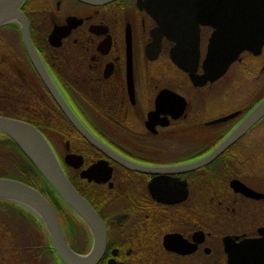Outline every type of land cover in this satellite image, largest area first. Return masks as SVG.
Masks as SVG:
<instances>
[{
	"label": "flooded vegetation",
	"instance_id": "1",
	"mask_svg": "<svg viewBox=\"0 0 264 264\" xmlns=\"http://www.w3.org/2000/svg\"><path fill=\"white\" fill-rule=\"evenodd\" d=\"M141 1L22 5L51 83L112 156L63 112L16 21L0 26V115L43 132L101 218L105 243L94 264H264V135L254 132L264 115L213 160L192 165L264 98V45L257 54L241 52L228 67L239 63L235 82L220 80L226 71L196 85L171 58L176 41L163 35L152 44L157 22ZM213 29L199 25L198 74ZM51 203L70 247L89 254V226L68 206ZM29 213L24 227L14 216V224L0 222V248L16 249L12 259L0 253V264H65Z\"/></svg>",
	"mask_w": 264,
	"mask_h": 264
},
{
	"label": "water",
	"instance_id": "2",
	"mask_svg": "<svg viewBox=\"0 0 264 264\" xmlns=\"http://www.w3.org/2000/svg\"><path fill=\"white\" fill-rule=\"evenodd\" d=\"M24 1L0 0V26L11 21H16L20 25L27 54L63 112L85 138L111 155L110 150L72 113L57 88L51 83L31 40L29 21L22 10ZM81 1L103 4L110 0ZM140 6L144 7L157 22L151 31L152 44L158 42L163 35L176 41L170 52L171 58L181 69L189 73L190 79L196 85L213 81L223 75L241 52L257 54L264 45V0H144ZM201 24L214 29L202 62L203 72L198 74L196 65L199 58L198 34ZM186 41L188 43L184 45ZM183 48H187L190 54L184 55ZM263 115L264 98L212 152L192 165L197 167L213 160ZM230 116L232 114L222 119ZM0 133L10 137L18 145L60 200L86 222L94 235L92 251L81 256L70 247L55 208L36 187L14 178L0 176V200L14 202L37 217L49 235L54 252L63 263L94 264L105 243L104 225L91 204L67 178L46 136L27 121L3 115H0ZM120 162L128 165L123 160ZM128 166L135 168L133 165Z\"/></svg>",
	"mask_w": 264,
	"mask_h": 264
},
{
	"label": "trees",
	"instance_id": "3",
	"mask_svg": "<svg viewBox=\"0 0 264 264\" xmlns=\"http://www.w3.org/2000/svg\"><path fill=\"white\" fill-rule=\"evenodd\" d=\"M0 176L18 179L30 184L36 187L44 196L49 198L50 201L55 204L56 208L62 210L66 209V205L51 189L50 185L18 145L10 137L2 133H0ZM13 216L14 219H19L21 223L20 227H22V225L23 227L26 226L28 218L33 219L29 212L14 203L5 202V205L3 204L0 206V222L2 225H5L6 222L13 223L11 222L13 221ZM35 223L38 226L39 223ZM15 250L16 249L13 248H0V253L7 251L8 254L4 257L12 259Z\"/></svg>",
	"mask_w": 264,
	"mask_h": 264
},
{
	"label": "rangeland",
	"instance_id": "4",
	"mask_svg": "<svg viewBox=\"0 0 264 264\" xmlns=\"http://www.w3.org/2000/svg\"><path fill=\"white\" fill-rule=\"evenodd\" d=\"M239 71H240L239 63H234L231 66V68H229V70L227 71L226 75H224L223 78H221L220 80L221 81H227V82L231 81L230 83H233L239 78V75H237V73L239 74ZM249 77L250 76L247 75L246 78H244V80L246 79L245 81H249L250 80ZM230 100H231V103L234 104V102L236 100V96L234 95L233 98L232 97L230 98ZM254 132H260L259 135H260V138H261L264 135V133H262V132H264V125L258 127Z\"/></svg>",
	"mask_w": 264,
	"mask_h": 264
},
{
	"label": "bare ground",
	"instance_id": "5",
	"mask_svg": "<svg viewBox=\"0 0 264 264\" xmlns=\"http://www.w3.org/2000/svg\"><path fill=\"white\" fill-rule=\"evenodd\" d=\"M18 180V179H17ZM51 187V186H50ZM52 189V188H51ZM53 190V189H52ZM54 191V190H53ZM55 192V191H54ZM46 197V196H45ZM48 200H50L49 198H47ZM6 202H11V201H6ZM11 203H14V202H11ZM14 204H16V203H14ZM16 205H18V204H16ZM18 206H20V205H18ZM21 207V206H20Z\"/></svg>",
	"mask_w": 264,
	"mask_h": 264
}]
</instances>
